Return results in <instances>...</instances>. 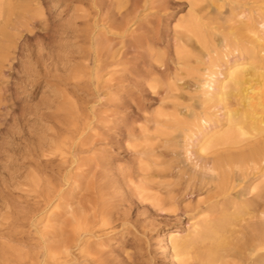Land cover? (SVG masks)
<instances>
[{"label": "rangeland", "instance_id": "1", "mask_svg": "<svg viewBox=\"0 0 264 264\" xmlns=\"http://www.w3.org/2000/svg\"><path fill=\"white\" fill-rule=\"evenodd\" d=\"M101 1L106 10L108 0H38L46 26L35 18L15 41L0 92V264H199L173 261L170 231L191 238L229 201L199 167L209 157L199 148L204 135L227 131L237 110L217 89L228 72L236 64L264 68V0H160L154 11L136 10L135 31L114 35L92 22ZM194 21L204 27L198 36ZM95 37L101 47L129 50L97 75ZM79 71L78 83L65 80ZM143 174L158 201L137 194ZM245 176L235 177L242 183L231 197L238 191L250 209H264V172L257 192L241 191L251 182ZM80 216L95 229L73 243ZM247 229L241 222L231 242Z\"/></svg>", "mask_w": 264, "mask_h": 264}, {"label": "bare ground", "instance_id": "2", "mask_svg": "<svg viewBox=\"0 0 264 264\" xmlns=\"http://www.w3.org/2000/svg\"><path fill=\"white\" fill-rule=\"evenodd\" d=\"M54 1L58 2L59 0ZM94 1L95 0H93V2ZM159 2L161 1L108 0L104 2L106 4L108 3V8L104 10L101 1L99 4L96 3V12H98V14L96 13L97 21L95 19L92 22L100 27L101 34L103 35L107 33L109 35H114L118 31L126 32L129 28H131L130 32L132 33L136 30L134 27L136 24V10L139 7H148L150 10H153V8H155L154 4H158ZM30 3L36 4L32 8ZM127 3H129L130 6L124 10H121V8H123ZM110 5H115V14H111L110 11H108V9L111 8L109 7ZM52 6L55 7V2L52 3ZM31 10H34V13H31L30 15L28 13ZM42 13L43 12L39 7L38 0H0V92L3 90L2 79L4 80V78L2 77L5 75L4 70L10 68L11 63L15 58L14 56L12 57L14 54V48H16L15 41L17 39L19 40L24 30L25 32L29 30L28 27L31 29L32 20L35 18H38L39 24H41V26H46V21L43 19ZM262 26H264V23H262ZM202 28L204 27L201 24L194 21L189 29L195 33V36H198L201 33ZM250 32L253 33V30L250 29ZM109 38L110 37L106 39L109 40ZM101 40H98L97 37L92 38L93 45L89 51V54L93 59V65L95 68L93 72L95 75L101 72L99 71V68L105 67L106 69V67H110L111 65L116 66V64L118 66L122 62L121 58L123 59V57L128 55L127 53L129 52V50H121L120 48L115 50L113 48L110 49L108 48V44L107 47H101ZM256 40L259 41V38L257 37ZM135 41H137V39H135L133 36L131 49L134 50V52H136L135 50L138 47V41ZM123 46L125 47L126 44ZM128 47L129 45L125 48L128 49ZM233 50L235 51L236 49ZM84 57L86 56L84 55ZM36 62L37 60H35L33 64ZM234 66L235 67L232 68V70L226 75L227 80L224 82L221 81V83L217 86V89L219 90L218 93L221 95H229L234 99V105L237 106V110L235 111V114L228 119V130H220L221 132L213 131L210 134L208 133L207 135H204L202 137L203 141L199 148L201 153L209 155V157L206 158L203 164L199 167L203 169V171L214 174V180L216 179V183L213 184V189L218 194L217 196H219V194L221 196L223 195L229 201L224 207H222L217 216L204 219L200 229L194 230V236L191 238L182 240L179 237L173 236V231H170V247L173 253V261L176 263H182V259L184 258V263H188L190 260H195L199 264H264V209H260L258 207L250 209L249 199H237L238 191L234 197H231V194L233 193L232 191L236 187H239L241 185L240 183H242V180L241 182L239 181L240 183L236 182V179L240 178V176L244 177L245 175L251 174V177L248 178L251 182L249 181V183L247 180L246 182L249 184L240 188H244L245 191H243V189L241 190L244 192V194L255 191L257 192V190L260 188L258 181L264 172V68L252 64L251 66L247 65L248 67H245L246 65L244 66L238 64ZM115 70H118V68ZM82 72H84V70ZM90 75L92 76V74ZM76 76L82 77L83 74L81 71H79L75 75L70 74L66 76L65 80L70 84H76L78 83V81L74 79ZM83 77H85V74ZM213 81V76H209V78L202 85L201 95L207 96L210 93L209 88L212 86ZM1 93L0 106L5 108L3 102L6 98H4V94L2 95ZM3 93H5V91H3ZM203 122L206 123V120ZM243 128H246L249 132L243 131ZM197 132L199 134H204L202 122H199ZM139 154H142V152L139 151ZM141 172L142 171L140 170L139 174ZM146 173L147 172H145V174ZM145 174L142 175V177H144V181L143 179L139 181L138 184L135 185V190L142 198H152L151 201H154L153 199L158 201L157 196H154L153 194L150 195L151 192L148 194V185L147 182L145 183V181H147L145 179ZM235 182L237 184H235ZM241 191L239 190V192ZM157 204H160V202ZM171 205H169L170 209ZM160 207L162 211L165 208V206L164 208L162 206ZM166 210L164 209L165 212ZM254 211L258 212L254 214ZM98 212L99 211H97V213ZM82 217H77L78 221L76 220L77 218H75L77 222L76 224L74 223L75 225L73 224L74 227L72 226L73 231H71V233L73 232V235L71 234V237L73 236V243L77 241L80 234L81 237L82 233L84 234L89 232L91 229H95V227L92 228L93 223L90 225V221H88V219H90L89 217L88 219ZM94 218H96V216H94ZM253 219H256L257 222L249 224L248 222H251ZM241 222L246 223L247 228H249L247 229L249 235H247V237H245V235L244 240L240 241L238 244H233L230 239H234L233 235L236 233L235 228L237 226H241ZM68 232L70 231L68 230Z\"/></svg>", "mask_w": 264, "mask_h": 264}]
</instances>
